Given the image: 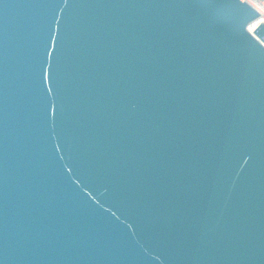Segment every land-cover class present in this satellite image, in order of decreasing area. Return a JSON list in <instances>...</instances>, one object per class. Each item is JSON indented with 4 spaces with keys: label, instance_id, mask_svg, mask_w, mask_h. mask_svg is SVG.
<instances>
[{
    "label": "water",
    "instance_id": "obj_1",
    "mask_svg": "<svg viewBox=\"0 0 264 264\" xmlns=\"http://www.w3.org/2000/svg\"><path fill=\"white\" fill-rule=\"evenodd\" d=\"M0 264H264L258 13L0 0Z\"/></svg>",
    "mask_w": 264,
    "mask_h": 264
},
{
    "label": "built area",
    "instance_id": "obj_2",
    "mask_svg": "<svg viewBox=\"0 0 264 264\" xmlns=\"http://www.w3.org/2000/svg\"><path fill=\"white\" fill-rule=\"evenodd\" d=\"M240 2L247 3L254 10H256L259 6L264 8V0H239ZM258 6V7H257ZM257 7V8H256ZM257 12V11H256ZM258 13V12H257Z\"/></svg>",
    "mask_w": 264,
    "mask_h": 264
},
{
    "label": "bare ground",
    "instance_id": "obj_3",
    "mask_svg": "<svg viewBox=\"0 0 264 264\" xmlns=\"http://www.w3.org/2000/svg\"><path fill=\"white\" fill-rule=\"evenodd\" d=\"M255 11L258 12V16L264 21V8H262V7L259 6Z\"/></svg>",
    "mask_w": 264,
    "mask_h": 264
}]
</instances>
